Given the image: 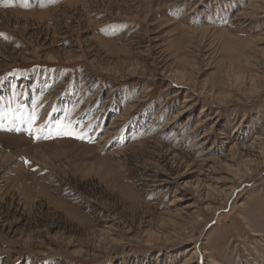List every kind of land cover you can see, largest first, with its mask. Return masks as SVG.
Wrapping results in <instances>:
<instances>
[{
  "label": "rangeland",
  "instance_id": "rangeland-1",
  "mask_svg": "<svg viewBox=\"0 0 264 264\" xmlns=\"http://www.w3.org/2000/svg\"><path fill=\"white\" fill-rule=\"evenodd\" d=\"M211 259L264 264V0H0V264Z\"/></svg>",
  "mask_w": 264,
  "mask_h": 264
},
{
  "label": "snow or ice",
  "instance_id": "snow-or-ice-1",
  "mask_svg": "<svg viewBox=\"0 0 264 264\" xmlns=\"http://www.w3.org/2000/svg\"><path fill=\"white\" fill-rule=\"evenodd\" d=\"M53 2H54V0H53ZM25 6H27V5H25ZM17 130H19V129H17ZM41 131L42 130L40 128L30 129V134H32V132H35L36 133V138L39 139ZM58 134H60L59 130H58ZM63 134L64 135H73V133H71V132H64ZM76 138L83 139L84 137L83 136H77Z\"/></svg>",
  "mask_w": 264,
  "mask_h": 264
},
{
  "label": "bare ground",
  "instance_id": "bare-ground-1",
  "mask_svg": "<svg viewBox=\"0 0 264 264\" xmlns=\"http://www.w3.org/2000/svg\"><path fill=\"white\" fill-rule=\"evenodd\" d=\"M211 262H213L212 264H216V262L213 259H211Z\"/></svg>",
  "mask_w": 264,
  "mask_h": 264
}]
</instances>
